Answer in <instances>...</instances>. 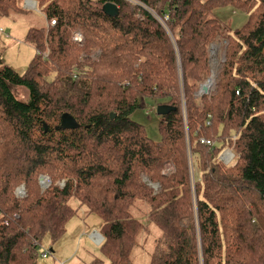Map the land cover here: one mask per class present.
I'll return each mask as SVG.
<instances>
[{"label": "trees", "instance_id": "trees-1", "mask_svg": "<svg viewBox=\"0 0 264 264\" xmlns=\"http://www.w3.org/2000/svg\"><path fill=\"white\" fill-rule=\"evenodd\" d=\"M36 1L44 22L28 30L37 55L27 71L0 58V264H37L46 237L49 258L72 199L102 218L108 264H133L142 242L150 264H264V0H139L170 16L166 28L126 0ZM108 1L118 16L103 11ZM24 3L0 0V16L29 19ZM227 5L247 14L243 26L216 15ZM222 41L216 86L197 97ZM97 49L99 60L82 56ZM146 101L176 107L159 115V139L132 119ZM45 172L53 184L41 191Z\"/></svg>", "mask_w": 264, "mask_h": 264}, {"label": "rangeland", "instance_id": "rangeland-1", "mask_svg": "<svg viewBox=\"0 0 264 264\" xmlns=\"http://www.w3.org/2000/svg\"><path fill=\"white\" fill-rule=\"evenodd\" d=\"M215 13L225 23L230 24L232 28L243 26L248 19L247 14L243 10H239L230 5L218 8ZM16 15L17 14L13 13L8 17L0 16V27L5 30L4 34H0V58L3 60L4 64L11 66L22 74L27 71L31 61L37 55L35 47L26 40L28 30L34 26H42L44 19L41 13L33 11H27V13L22 14L29 16V19L27 20L25 18L20 19L19 16ZM13 16L18 17L17 22H15ZM5 34H9L10 38H6ZM225 46L226 42L222 41L212 43L209 48L211 75L213 72L215 80L214 88L217 82L218 70L225 58ZM94 51H100L101 55L100 49L93 50L90 52V55ZM96 53L94 56L87 57L92 58L93 60H99L100 56H97ZM178 69L181 73L182 68L180 62L178 64ZM199 92L200 87L196 91L195 95L197 97L203 96L200 95ZM15 94L19 98H28L29 96L27 91L21 88H16ZM156 105L157 104L153 101H146L145 104L143 103V106L132 115V119L143 124L148 135L153 139H159L160 137V116L156 112L147 114V111L151 112L149 111L150 107H155ZM183 107L186 108L184 101ZM166 164H171L175 170V165L172 162H167ZM41 178L43 179L42 181ZM39 180L41 191L47 190L53 184L52 176L48 172L41 174L39 176ZM144 181L155 190L160 188L158 183L151 181L148 177H144ZM56 184L63 186L65 185V180H58ZM24 185L25 184H21L18 188ZM17 191L18 190H16V194ZM26 195L27 190L23 197ZM70 204L77 210V212L69 221L67 225V232L57 243L53 245L54 253L46 259L41 256L45 249L49 250L51 248V240L49 237L44 239L40 248V255L37 259V264H62L64 262V264H91L96 261H100V264H108L109 262L101 250V244H96L93 240L94 233L98 232L101 234L100 230L103 225L102 218L98 214L90 212L86 206L80 207L81 205L77 200L72 199ZM154 232L155 230L151 233L154 234ZM153 238V236H150L149 243L153 241ZM152 249V243L146 245L142 242L139 246L137 245L131 253V260L133 264H150V254Z\"/></svg>", "mask_w": 264, "mask_h": 264}, {"label": "built area", "instance_id": "built-area-1", "mask_svg": "<svg viewBox=\"0 0 264 264\" xmlns=\"http://www.w3.org/2000/svg\"><path fill=\"white\" fill-rule=\"evenodd\" d=\"M126 1L130 2L134 6H139L142 9H145L146 11H149L150 13L154 14V11L151 8H149L146 4H144L143 2H141L139 0H126ZM24 7L27 10L38 11V4H37V2L35 0H26L25 3H24ZM154 15L159 19V21L162 23V25L166 28V22L165 21L169 20L170 16L167 14L162 19V18L158 17L156 14H154ZM55 23H56V19L51 20V25H54ZM0 32H3V28H1V27H0ZM73 40L75 42H78V43H83L85 41V37H84V35L82 33L76 32L73 35ZM95 53H96L97 56H100V51H94L90 56H94ZM45 56H48V54H46ZM82 56L85 58L88 55L83 54ZM74 78H76V77H74ZM211 79H213V81L209 85V82L211 81ZM207 80L209 81L208 82V92L204 93L203 91L200 90V92H199L200 95L209 94L214 89L215 80H214V73L213 72H212V75L210 76V78H208ZM156 108L157 107H153L149 111L154 112V111H156ZM201 142L203 144L208 145V146H214L216 144L214 141H211V140H208V139H205V138H202ZM235 157H236V154H235V152H234V150L232 148H224L223 151L221 152L220 160L223 163H225L226 165H230V164H232L234 162ZM173 171H174V167L171 164H166V166H165V168L163 170V173L164 174H171ZM42 180L43 179L41 178V181ZM25 189H26L25 186H22V187L18 188L17 189L18 190L17 191V196L23 197L26 194V190ZM93 240L97 244H100L103 241V236L100 233L96 232V233L93 234ZM43 256L46 257L47 253H44ZM62 264H64V263H62Z\"/></svg>", "mask_w": 264, "mask_h": 264}, {"label": "water", "instance_id": "water-1", "mask_svg": "<svg viewBox=\"0 0 264 264\" xmlns=\"http://www.w3.org/2000/svg\"><path fill=\"white\" fill-rule=\"evenodd\" d=\"M103 11L110 15V16H118L119 15V6L112 1H108L103 5ZM208 80H206L204 83H202L200 85V90L203 91L204 93L208 92ZM176 107L172 106V105H168V104H159L156 108V111L158 113V115H162V116H166L168 115L170 112L175 111ZM112 117H114V115L112 114Z\"/></svg>", "mask_w": 264, "mask_h": 264}, {"label": "crops", "instance_id": "crops-1", "mask_svg": "<svg viewBox=\"0 0 264 264\" xmlns=\"http://www.w3.org/2000/svg\"><path fill=\"white\" fill-rule=\"evenodd\" d=\"M36 1V0H35ZM37 2V1H36ZM26 9V8H25ZM27 10V9H26ZM28 11H33V10H28ZM35 12H39L40 13V10H39V7H38V11H35ZM5 33V30L3 29V32H0V34H4ZM6 35V38H10V35L9 34H5ZM97 244V243H96Z\"/></svg>", "mask_w": 264, "mask_h": 264}, {"label": "bare ground", "instance_id": "bare-ground-1", "mask_svg": "<svg viewBox=\"0 0 264 264\" xmlns=\"http://www.w3.org/2000/svg\"><path fill=\"white\" fill-rule=\"evenodd\" d=\"M213 79H211V81L209 82V85L212 83ZM98 233V232H97Z\"/></svg>", "mask_w": 264, "mask_h": 264}, {"label": "clouds", "instance_id": "clouds-1", "mask_svg": "<svg viewBox=\"0 0 264 264\" xmlns=\"http://www.w3.org/2000/svg\"><path fill=\"white\" fill-rule=\"evenodd\" d=\"M26 1V0H25ZM38 4V3H37Z\"/></svg>", "mask_w": 264, "mask_h": 264}]
</instances>
